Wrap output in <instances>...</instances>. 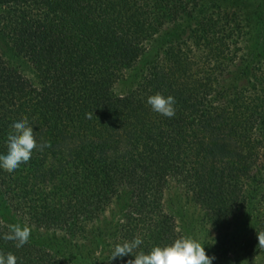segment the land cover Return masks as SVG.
<instances>
[{
  "label": "trees",
  "instance_id": "16d2710c",
  "mask_svg": "<svg viewBox=\"0 0 264 264\" xmlns=\"http://www.w3.org/2000/svg\"><path fill=\"white\" fill-rule=\"evenodd\" d=\"M237 1L0 0V155L25 117L37 144H50L14 172L0 168V253L17 264H70L52 243L76 249L86 240L84 264L93 246L105 264H127L182 238L162 203L175 184L203 213L218 251L236 242L242 257L264 264V67L243 47ZM157 40L158 54L136 68ZM156 93L175 98L173 118L151 110ZM250 184L260 188L254 203ZM122 192L120 222L102 231ZM12 224L67 242L32 230L18 249L3 239ZM136 237L133 256L111 260L115 245Z\"/></svg>",
  "mask_w": 264,
  "mask_h": 264
},
{
  "label": "rangeland",
  "instance_id": "374dc122",
  "mask_svg": "<svg viewBox=\"0 0 264 264\" xmlns=\"http://www.w3.org/2000/svg\"><path fill=\"white\" fill-rule=\"evenodd\" d=\"M241 1V2H240ZM237 3H240V9L244 13V20L242 22V29L244 32L243 35V47L246 52L249 54L250 61H255L259 65L264 67V0H238ZM237 3H226V9H230L232 11H236L234 9L237 7ZM211 4L212 6H220L219 2L214 1ZM221 7V6H220ZM259 15L262 16L259 19ZM159 40L152 43L150 50H154L153 53H150L142 60H140V64L136 67L139 68L145 60H149L148 56L158 54L155 52V49L159 45ZM2 48L4 51V55L7 58H12L9 48V43L2 44ZM150 51V52H151ZM18 64L20 65L21 73L27 77L28 79L34 80L35 75L28 67L27 63L23 60H18ZM231 80L229 79L228 83L231 84ZM129 79L122 82L120 87L117 91H122L123 89H128L129 87ZM260 188L257 184H250L247 188L246 194L247 197L250 196L251 202L254 203L257 201V197L259 194ZM122 196L118 199H114L111 206L108 208L107 212L105 213L104 223L99 225V228L102 231H110V228L113 225H117L120 222V215L122 213V209L124 205L128 204V196L125 192L120 193L119 195ZM162 203L165 211L170 213L177 225L178 231L181 233L183 237H190L193 240L199 242L202 246H204V250L209 257H215L212 261V264H257L258 259L248 261L245 257L239 252V247L236 242L235 244H229L223 250H219L217 247H214V240L213 234L207 228V225L204 224L203 221V213L201 210L194 205L191 200L189 193L175 184H171L167 189H165ZM33 230V229H32ZM33 234L38 237L50 239V238H60L64 239L67 242V238L63 236L61 233H52V232H45L39 230H33ZM53 247L56 250H61L68 255L69 263L70 264H84V258L82 251L79 249L81 248L83 251L87 250L89 247L88 241L81 240L76 249H69L68 246H64L65 242H53ZM100 247V246H99ZM95 248L96 252L92 255L87 253V261L89 264H105V262L99 257V249L95 246L91 247ZM101 250V249H100ZM87 251H85L86 253ZM78 255V256H77ZM77 256V259H76ZM96 257V259L94 258Z\"/></svg>",
  "mask_w": 264,
  "mask_h": 264
},
{
  "label": "clouds",
  "instance_id": "9594fccd",
  "mask_svg": "<svg viewBox=\"0 0 264 264\" xmlns=\"http://www.w3.org/2000/svg\"><path fill=\"white\" fill-rule=\"evenodd\" d=\"M147 104L151 110L166 118L175 116V98L163 96L160 93L149 96ZM87 119L93 118V113H86ZM50 147L49 142L44 141L37 144L33 128L29 126L27 117L14 122L11 125V132L7 136V154L0 155V168L11 173L17 170L20 165L27 164L32 157L34 150L43 151ZM9 231L3 236L5 241L15 243L16 248L27 244L31 236V228L27 225L12 224L8 226ZM258 245L264 248V232L257 234ZM143 243L139 237L122 244H117L111 255V260L125 256H133L132 253ZM135 258L127 264H212L215 257H209L199 242L190 237H183L175 240L170 246L153 247L151 252L145 254L140 251ZM110 260V261H111ZM0 264H17V258L8 253L6 256L0 253Z\"/></svg>",
  "mask_w": 264,
  "mask_h": 264
}]
</instances>
